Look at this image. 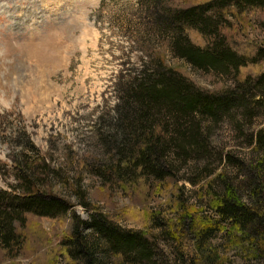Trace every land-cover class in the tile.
<instances>
[{
    "label": "trees",
    "instance_id": "16d2710c",
    "mask_svg": "<svg viewBox=\"0 0 264 264\" xmlns=\"http://www.w3.org/2000/svg\"><path fill=\"white\" fill-rule=\"evenodd\" d=\"M150 2L165 24L161 28L165 37L158 47L145 44L147 65L121 88L120 108L114 109V119L100 138L103 149L111 150L104 180L118 184L135 200L141 216L134 220L142 227L151 223L165 228L185 264H226L231 246L246 261L262 262L264 122L256 128L248 126L264 110V70L251 67L261 47L243 42L227 17L248 10L264 14V0ZM162 51L200 71L233 73L235 85L223 90L200 86L166 64ZM222 115L242 137L234 145L214 144L210 138ZM22 136L15 140L19 147L8 156L10 162L0 161L2 169L9 165L15 179L6 182L9 191L0 190V261L20 254L30 217L64 218L72 206L51 190L55 170L49 160L37 151L27 153L38 149ZM83 161H77L78 167H86ZM180 169L188 188L174 185L168 191L166 214L150 209L149 199L179 180ZM75 193L87 207L82 193ZM73 218L67 243L74 247L68 253L74 259L73 255L85 264H94V256L101 250L119 252L121 259L138 264H169L166 257L155 259L157 251L150 250L155 241L145 228L127 230L108 214L97 213L88 221ZM82 225L89 231L79 230ZM217 237L224 243L221 247L214 242Z\"/></svg>",
    "mask_w": 264,
    "mask_h": 264
},
{
    "label": "rangeland",
    "instance_id": "374dc122",
    "mask_svg": "<svg viewBox=\"0 0 264 264\" xmlns=\"http://www.w3.org/2000/svg\"><path fill=\"white\" fill-rule=\"evenodd\" d=\"M232 16L227 18L236 25L240 39L261 47L251 67L264 70V14L248 10ZM162 26L150 0H0V161L10 162L8 156L19 147L15 140L23 133L22 139L38 149L27 153L44 154L55 170L51 190L72 203L64 218L30 217L20 254L0 264H85L81 257L68 256L74 247L67 238L73 217L88 221L97 213L108 214L127 230L145 228L155 241L150 249L157 251L155 259L185 264L165 228L151 223L142 227L134 220L141 216L135 200L118 184L104 180L111 150L103 149L100 140L114 119V109L120 108L121 88L148 63L145 44L158 47L164 40ZM162 54L166 64L200 86L223 90L235 85L233 73L200 71L169 51ZM220 117L210 138L214 144L234 145L242 137L225 116ZM263 122L264 110L248 126L256 128ZM81 159L87 170L78 167ZM177 175L179 180L149 199L150 209L166 214L168 191L174 185L188 188L181 169ZM6 182H15L9 165L0 166V190H10ZM78 229L89 231L83 225ZM214 242L224 244L220 237ZM119 256L99 250L94 264H138ZM225 257L226 264H264L246 261L232 246Z\"/></svg>",
    "mask_w": 264,
    "mask_h": 264
}]
</instances>
